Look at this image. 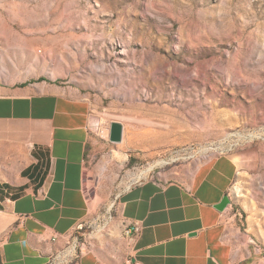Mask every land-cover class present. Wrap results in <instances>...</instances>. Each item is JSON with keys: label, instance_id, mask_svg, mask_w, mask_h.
I'll list each match as a JSON object with an SVG mask.
<instances>
[{"label": "rangeland", "instance_id": "374dc122", "mask_svg": "<svg viewBox=\"0 0 264 264\" xmlns=\"http://www.w3.org/2000/svg\"><path fill=\"white\" fill-rule=\"evenodd\" d=\"M36 83L123 124L91 152L111 211L131 183L228 155L240 215L264 218V0H0V91Z\"/></svg>", "mask_w": 264, "mask_h": 264}, {"label": "crops", "instance_id": "0c3cea01", "mask_svg": "<svg viewBox=\"0 0 264 264\" xmlns=\"http://www.w3.org/2000/svg\"><path fill=\"white\" fill-rule=\"evenodd\" d=\"M91 117L86 99L47 83L0 91V264H264V218L240 215L234 158L189 180L131 183L111 211L91 162L103 140ZM78 224L76 252L67 244Z\"/></svg>", "mask_w": 264, "mask_h": 264}, {"label": "water", "instance_id": "95a60500", "mask_svg": "<svg viewBox=\"0 0 264 264\" xmlns=\"http://www.w3.org/2000/svg\"><path fill=\"white\" fill-rule=\"evenodd\" d=\"M89 129L100 138L108 139L109 142L117 144L122 141L124 127L120 122H110L108 126H101L97 119L90 118ZM230 205V198L228 195L223 196L221 201L215 206L219 212L224 211Z\"/></svg>", "mask_w": 264, "mask_h": 264}, {"label": "built area", "instance_id": "2783aa9c", "mask_svg": "<svg viewBox=\"0 0 264 264\" xmlns=\"http://www.w3.org/2000/svg\"><path fill=\"white\" fill-rule=\"evenodd\" d=\"M84 227H85L84 224H78V225L76 226V228H75V233H76V232H83ZM134 231H135L136 235H138L139 232H140L139 227L136 226V227L134 228ZM128 264H142V263L137 262V261H129Z\"/></svg>", "mask_w": 264, "mask_h": 264}, {"label": "bare ground", "instance_id": "6f19581e", "mask_svg": "<svg viewBox=\"0 0 264 264\" xmlns=\"http://www.w3.org/2000/svg\"><path fill=\"white\" fill-rule=\"evenodd\" d=\"M150 169H151V167H150L148 170H150ZM148 170L141 172L140 175H143V174L146 173Z\"/></svg>", "mask_w": 264, "mask_h": 264}]
</instances>
